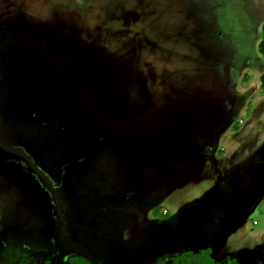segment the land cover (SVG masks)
<instances>
[{"label": "rangeland", "instance_id": "1", "mask_svg": "<svg viewBox=\"0 0 264 264\" xmlns=\"http://www.w3.org/2000/svg\"><path fill=\"white\" fill-rule=\"evenodd\" d=\"M263 22L264 0H0V264H264Z\"/></svg>", "mask_w": 264, "mask_h": 264}, {"label": "trees", "instance_id": "2", "mask_svg": "<svg viewBox=\"0 0 264 264\" xmlns=\"http://www.w3.org/2000/svg\"><path fill=\"white\" fill-rule=\"evenodd\" d=\"M259 51L264 57V22L262 25V39L259 43ZM261 80L264 84V74L261 76ZM155 214H158V207L154 210ZM72 264H90L86 259L75 258ZM171 264H221L218 263L214 257L211 255L209 250H201L200 252H184L173 258ZM226 264H234L232 261Z\"/></svg>", "mask_w": 264, "mask_h": 264}, {"label": "flooded vegetation", "instance_id": "3", "mask_svg": "<svg viewBox=\"0 0 264 264\" xmlns=\"http://www.w3.org/2000/svg\"><path fill=\"white\" fill-rule=\"evenodd\" d=\"M156 207H158V205H155L154 209L151 211V213L153 214V216H157V214L154 213V210H155ZM97 218H99V217H96V219H97ZM167 218H169V216L165 217V219H167ZM99 219H100V218H99ZM99 219H98V220H99ZM94 222H95V220L93 221V224H94ZM96 229H97V228H96ZM93 231H95V229H94ZM93 231H92V232H93ZM96 231H97V230H96ZM41 243H42V241H41ZM206 249L209 250V251L211 252V255L214 257L211 248H203V249H200V250H198V251H184V252H193V253H197V252H200L201 250H206ZM240 249H242V248H239V250H235V252H236V251H240ZM184 252H181V253H184ZM225 252H229V253H230V252H232V251H225ZM181 253H177L176 255H173L171 258L166 257V258H168L167 260H169V261L166 262V263L160 259V260L158 261L157 264H171V262L173 261V258H174L175 256L181 254ZM75 258H83V259H86L90 264H98L97 262H93V261H91L90 259H88V258H86V257H83V256L72 257V258H71V263H70V264L73 263V260H74ZM166 258H163V259H166ZM214 259H215L218 263H221V264H226V263L229 262V261H232L234 264H238V263L236 262V259H235V258H230V259H228L226 262H219L215 257H214ZM47 260H51V259H47ZM47 264H48V263H47Z\"/></svg>", "mask_w": 264, "mask_h": 264}, {"label": "crops", "instance_id": "4", "mask_svg": "<svg viewBox=\"0 0 264 264\" xmlns=\"http://www.w3.org/2000/svg\"><path fill=\"white\" fill-rule=\"evenodd\" d=\"M217 131H219L220 133H222V131H220L219 130V128L217 129ZM238 131H240V129H236L234 132H235V134L236 133H238ZM207 156L208 157H211L212 158V155L209 153V154H207ZM99 218H97V219H95V222H94V224L92 225V226H90V225H87V224H84V223H82V222H80V221H75V220H73V226H74V230H73V232L71 231V232H69V233H67V235H71V236H77V234L75 233V230H78V231H84V232H91V231H93L94 230V227H98V223H100L101 221H100V219L98 220ZM109 226H110V224H109ZM89 230V231H86V230Z\"/></svg>", "mask_w": 264, "mask_h": 264}, {"label": "snow or ice", "instance_id": "5", "mask_svg": "<svg viewBox=\"0 0 264 264\" xmlns=\"http://www.w3.org/2000/svg\"><path fill=\"white\" fill-rule=\"evenodd\" d=\"M28 3H32L34 5H36L37 7H39L40 5H43L45 0H27Z\"/></svg>", "mask_w": 264, "mask_h": 264}]
</instances>
